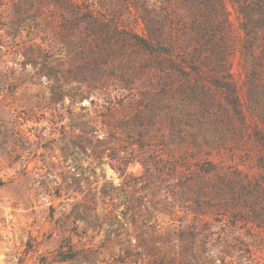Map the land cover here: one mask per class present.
I'll return each mask as SVG.
<instances>
[{
    "label": "rangeland",
    "instance_id": "rangeland-1",
    "mask_svg": "<svg viewBox=\"0 0 264 264\" xmlns=\"http://www.w3.org/2000/svg\"><path fill=\"white\" fill-rule=\"evenodd\" d=\"M137 1L83 2L122 34L97 45L48 0H0V264H264V125L238 5L223 0L238 44L225 81L167 78L128 41ZM151 1L160 26L183 7ZM200 162L221 171L182 186Z\"/></svg>",
    "mask_w": 264,
    "mask_h": 264
},
{
    "label": "trees",
    "instance_id": "trees-1",
    "mask_svg": "<svg viewBox=\"0 0 264 264\" xmlns=\"http://www.w3.org/2000/svg\"><path fill=\"white\" fill-rule=\"evenodd\" d=\"M84 1L48 0L61 11L63 28L74 29L85 22L92 26L86 30L92 28L100 30L98 33L88 30L86 33L88 39L97 35V42L89 39L91 43L99 45L103 39L109 38L114 39L115 44L122 45V34L119 29L114 31L109 21H102L103 19L97 21L88 12H83L81 5L83 6ZM234 1L239 8L245 34L241 54L245 60V67H250L246 71L247 82L251 86L252 99L261 113L260 123L264 125V0ZM180 2L182 9L174 18L164 16L162 26L160 20L155 17L154 4L151 0L135 2L133 5L138 13L137 27L141 33H129L128 41L154 59V63L162 69L167 78L173 77L174 74L186 77L187 72L182 66H187L199 73H211L215 78L232 80L235 74L232 70L231 57L237 53L238 44L224 1L180 0ZM171 25L176 31L173 33L172 30L169 35L165 34L166 26ZM258 132L257 139L264 143V133ZM262 154L264 156V144ZM184 165L187 166V163ZM195 167L196 170L193 171L191 165H188L190 177L182 186L189 188L190 182H198L206 175L219 174L221 171L213 162L205 164L200 162ZM199 192L198 198L205 194L204 189Z\"/></svg>",
    "mask_w": 264,
    "mask_h": 264
}]
</instances>
